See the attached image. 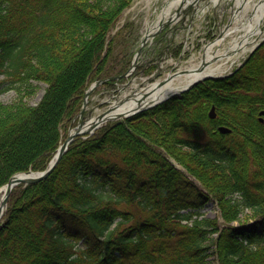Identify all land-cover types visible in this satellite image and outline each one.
<instances>
[{"label": "trees", "instance_id": "1", "mask_svg": "<svg viewBox=\"0 0 264 264\" xmlns=\"http://www.w3.org/2000/svg\"><path fill=\"white\" fill-rule=\"evenodd\" d=\"M131 2L0 0V94L46 84L36 106L0 100V186L44 170L87 86L126 69L131 23L111 33ZM261 110L264 42L231 75L76 138L49 176L11 191L0 264H264ZM209 201L221 221L183 223Z\"/></svg>", "mask_w": 264, "mask_h": 264}, {"label": "rangeland", "instance_id": "2", "mask_svg": "<svg viewBox=\"0 0 264 264\" xmlns=\"http://www.w3.org/2000/svg\"><path fill=\"white\" fill-rule=\"evenodd\" d=\"M253 2H258V0H252L250 3ZM160 4H162L161 0H150V2L146 0H133L132 5L123 12L117 24L118 27L128 21H131L134 25L125 30L123 41L117 42V51H125L126 60H132L133 54L138 49L142 35L158 21L161 13V9H159ZM231 4H233L231 0H217L215 2L209 0H194L192 4L193 9H188L189 7H186L187 9L184 10V14H180L178 17L174 25L176 27L175 31H165L164 33L162 31L156 36L157 38L155 37L156 41L154 38L144 46L142 49L143 54L140 55L138 64L131 75L114 85L115 89L120 88L118 93L115 94L113 92L114 88L100 89L88 99L84 118H86L89 113L91 116H94L103 112L106 110L110 101L118 100L129 95L134 91L135 86H140L144 82L146 84V79L149 77H154L150 81L162 79L169 73H173L178 69L186 68L190 64H196L200 59L199 56L202 53L204 45L215 39L225 26H227L226 31L228 32H225V36H222L224 38L220 50H224L234 39H241L240 35L242 31L235 29L246 24L251 11H245L242 18H235V14L233 15L231 11ZM234 7L233 4V9ZM174 12L175 8H171L169 14H173ZM231 16L234 18L233 20H231ZM192 18L193 20H191ZM263 25L264 20L262 22V26ZM160 34L162 36H159ZM211 34L214 35L210 36ZM263 40L264 32L262 30L260 36H254L253 41L246 44L245 52L237 54L235 58H233V61L231 60L232 64L228 63L227 66H229V70L226 72L232 71L236 65L241 63L242 58L248 55L250 48ZM178 44H182V49L180 55L174 58L171 46L174 47ZM145 50L149 52L144 55ZM129 51H132V53ZM155 66L156 68H154ZM32 85L35 86V90H31L28 95L20 96L15 90H9L0 94V100L3 104H11L17 100L21 101L26 106H36L42 97L46 84L34 81ZM79 121V119H76L73 124L76 125ZM29 140L33 141L34 139L31 138ZM1 195L2 192H0V197ZM7 203L8 198L6 199L4 211ZM196 211L200 214L198 216L199 219H219L218 207L214 201H209L203 208ZM219 221L221 220L219 219ZM206 264H216L215 258H208Z\"/></svg>", "mask_w": 264, "mask_h": 264}, {"label": "bare ground", "instance_id": "3", "mask_svg": "<svg viewBox=\"0 0 264 264\" xmlns=\"http://www.w3.org/2000/svg\"><path fill=\"white\" fill-rule=\"evenodd\" d=\"M194 0H172L169 3V6L173 4L175 8H184L186 3L193 2ZM209 1H217V0H209ZM147 2H150V0H147ZM252 9L250 16L248 20L246 21V24H243L238 29L235 30H241V39L239 40H233L230 42V44L227 46V48L222 51L220 50L222 40L218 39L217 41L210 43L205 47L204 50V57H203V63L208 64L207 66H204V70L202 72H199V68H202V64L198 62L195 66V64H190L189 68L187 67L188 72L182 76L178 77L176 80L168 81L167 83H164V85L161 88H153L155 87V84L150 85L147 87V91L149 90L150 96L146 98L145 101L140 99V102L144 103H153L158 100L163 99L167 95L171 94L174 91H178L182 86H185L187 83L200 79L203 76H216L221 75L224 73L225 70L229 68L227 66L230 59L233 57V55L236 52H244L246 50V44L250 42L255 35H261L262 30L264 32V25L262 26V22L264 20V0H259L255 4H246L244 9L242 10L241 17L244 11ZM170 11V9H162V12L160 13L161 16L167 15V13ZM159 15V16H160ZM239 53V54H240ZM217 59V60H216ZM213 60H216V62H213ZM191 66V67H190ZM185 70V69H184ZM144 90V91H146ZM136 96L139 97V94ZM137 97V98H138ZM143 103V104H144ZM143 104H141L139 107H141ZM136 107V108H135ZM137 107L136 99H131L124 104L120 105L113 113L111 114H117V113H130L133 110L139 108ZM62 144V143H61ZM59 144V147L61 146ZM1 198V197H0Z\"/></svg>", "mask_w": 264, "mask_h": 264}, {"label": "water", "instance_id": "4", "mask_svg": "<svg viewBox=\"0 0 264 264\" xmlns=\"http://www.w3.org/2000/svg\"><path fill=\"white\" fill-rule=\"evenodd\" d=\"M259 44H257L258 46ZM202 69V68H201ZM200 69V70H201ZM166 81V80H165ZM164 83V81L159 82L158 83V87L161 86ZM99 83H96L95 85H98ZM87 93L85 94V97H87ZM83 105H85V102L83 103ZM112 109V107L108 108L106 110V112L99 114L98 116H96L93 120H91L87 126H84V121H81L76 128L74 129V132L68 134L67 138L65 139V141L61 144V146L58 148L57 153L55 155V157L53 158V160L51 161V163L49 164V166L47 167V169L43 172H39V173H32V172H27L25 174H18L20 176H12L5 187L4 190V195L2 197V200L0 202V217L2 215V211L3 208L6 204V199L8 198V195L12 189V187H14L15 185L19 184V183H24V184H34L39 182L40 180L44 179L54 168V166L58 163L59 159L61 158V156L63 155V153L65 152V150L67 149L68 145L71 143V141L78 136H83V135H87L93 132L94 129H96L97 127H99V125L104 122L105 120H108L105 118L106 114ZM263 113V112H262ZM209 116L212 118L214 117V108L212 107L209 113ZM120 116H116L113 117L111 119H116L119 118ZM218 131L225 133L228 132L229 130L224 128V127H218Z\"/></svg>", "mask_w": 264, "mask_h": 264}]
</instances>
